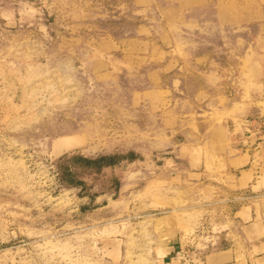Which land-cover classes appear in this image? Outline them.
<instances>
[{
	"label": "rangeland",
	"instance_id": "374dc122",
	"mask_svg": "<svg viewBox=\"0 0 264 264\" xmlns=\"http://www.w3.org/2000/svg\"><path fill=\"white\" fill-rule=\"evenodd\" d=\"M263 26L264 0H0V264H202L243 196L178 152Z\"/></svg>",
	"mask_w": 264,
	"mask_h": 264
},
{
	"label": "crops",
	"instance_id": "0c3cea01",
	"mask_svg": "<svg viewBox=\"0 0 264 264\" xmlns=\"http://www.w3.org/2000/svg\"><path fill=\"white\" fill-rule=\"evenodd\" d=\"M211 57L203 53L195 60L205 69ZM239 60V84L230 91L231 83L225 81L230 77L219 76L220 86L217 83L215 90L221 95L214 96L208 105L213 110L196 120L193 134H186L185 147L178 152L188 158L187 164L178 166L187 177V185H205L243 196L202 264H264V137L251 130L264 114V26ZM101 64L108 67L105 60ZM173 66L168 59L163 70L168 72L175 69ZM211 74L216 77L218 72ZM181 83L178 74L175 84L179 90ZM193 201L197 202L196 196ZM175 233L176 239L179 230ZM183 247L181 239L164 244L169 254Z\"/></svg>",
	"mask_w": 264,
	"mask_h": 264
},
{
	"label": "trees",
	"instance_id": "16d2710c",
	"mask_svg": "<svg viewBox=\"0 0 264 264\" xmlns=\"http://www.w3.org/2000/svg\"><path fill=\"white\" fill-rule=\"evenodd\" d=\"M68 159H70V157L66 156V157L61 158L60 161L68 160ZM71 159H81L83 161L84 167H87V168L95 167L96 170H102L106 167L114 166L115 164L120 162L119 160L120 156L118 155H101L96 158H87V157H81L79 155L77 156L73 155ZM129 160L133 161L134 158H129ZM66 170L71 173V169L69 168V166L66 168ZM83 183H84L83 181H77V180L71 182V184H73L74 186L78 184H83Z\"/></svg>",
	"mask_w": 264,
	"mask_h": 264
},
{
	"label": "built area",
	"instance_id": "2783aa9c",
	"mask_svg": "<svg viewBox=\"0 0 264 264\" xmlns=\"http://www.w3.org/2000/svg\"><path fill=\"white\" fill-rule=\"evenodd\" d=\"M251 130L255 131L257 136H259L260 138L264 137V114L261 115L259 119H257L255 124L253 125V129Z\"/></svg>",
	"mask_w": 264,
	"mask_h": 264
}]
</instances>
